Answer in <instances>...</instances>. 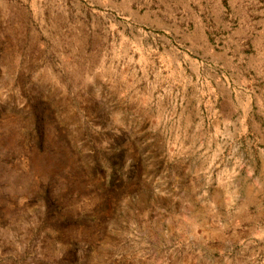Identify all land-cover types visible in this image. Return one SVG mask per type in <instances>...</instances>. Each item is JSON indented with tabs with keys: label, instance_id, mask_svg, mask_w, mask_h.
<instances>
[{
	"label": "rangeland",
	"instance_id": "obj_1",
	"mask_svg": "<svg viewBox=\"0 0 264 264\" xmlns=\"http://www.w3.org/2000/svg\"><path fill=\"white\" fill-rule=\"evenodd\" d=\"M0 264H264V0H0Z\"/></svg>",
	"mask_w": 264,
	"mask_h": 264
}]
</instances>
